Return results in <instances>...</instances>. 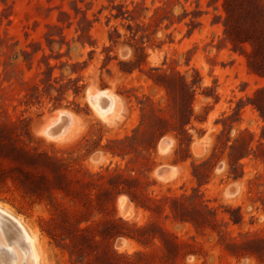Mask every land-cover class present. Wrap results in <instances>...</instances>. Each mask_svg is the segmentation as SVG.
<instances>
[{"label": "rangeland", "instance_id": "rangeland-1", "mask_svg": "<svg viewBox=\"0 0 264 264\" xmlns=\"http://www.w3.org/2000/svg\"><path fill=\"white\" fill-rule=\"evenodd\" d=\"M224 2L0 0V208L37 264H264V0Z\"/></svg>", "mask_w": 264, "mask_h": 264}, {"label": "bare ground", "instance_id": "bare-ground-1", "mask_svg": "<svg viewBox=\"0 0 264 264\" xmlns=\"http://www.w3.org/2000/svg\"><path fill=\"white\" fill-rule=\"evenodd\" d=\"M91 99H92V101L96 100V99L101 101L100 111H98V113L103 118H109L111 115H113L116 112V105H117L116 100L114 99L113 95L109 94L108 91H103V92L101 91L98 94V96H96L95 94H92ZM96 107H99V106H96ZM60 117L61 116H57L55 119H53L52 124L50 123L51 125H49L48 127L46 126L47 128H45V130H44L46 134H48L52 137H57V138L62 137V136L64 137V134H66L68 132V130L73 126V124H74L73 117L74 116L72 117V115H66L65 116L67 118L65 120L66 124L63 126L59 125L60 131L57 134H53L51 131L52 126H54L58 123ZM164 146L165 145L163 144V147ZM125 199L126 198H122L120 200V204H121L122 211L126 214V213H128V209H127ZM8 212H6L5 210H2L0 208V214L2 216H4L9 221L10 225L12 226L11 229L10 228L9 229L12 230V233L14 234V236L19 240V243H20L19 247L21 246L20 248L22 249V253L17 252L19 255H17V257H15V255L12 253L13 250L11 251V249L9 247H8L9 249L2 247V250L4 251V253L1 252L2 250L0 249V264H21L22 261H24V264H37V261L39 258V254H38L36 247H35L36 246L35 241H36L37 237H35L33 234H31L27 230V228L24 226V224L16 216H14ZM0 222L5 224L4 221H0ZM2 237H3V235H2ZM5 245L7 246V244H5ZM21 254H22V256H20Z\"/></svg>", "mask_w": 264, "mask_h": 264}, {"label": "water", "instance_id": "water-1", "mask_svg": "<svg viewBox=\"0 0 264 264\" xmlns=\"http://www.w3.org/2000/svg\"><path fill=\"white\" fill-rule=\"evenodd\" d=\"M51 131H52L53 134H57L60 131V128L59 127L52 128Z\"/></svg>", "mask_w": 264, "mask_h": 264}, {"label": "trees", "instance_id": "trees-1", "mask_svg": "<svg viewBox=\"0 0 264 264\" xmlns=\"http://www.w3.org/2000/svg\"><path fill=\"white\" fill-rule=\"evenodd\" d=\"M226 4H227V0H225V2H224V7L226 6ZM15 153H17L18 154V152H15Z\"/></svg>", "mask_w": 264, "mask_h": 264}]
</instances>
